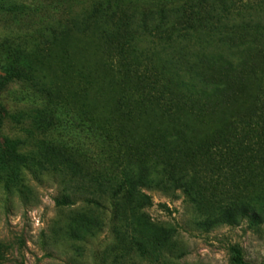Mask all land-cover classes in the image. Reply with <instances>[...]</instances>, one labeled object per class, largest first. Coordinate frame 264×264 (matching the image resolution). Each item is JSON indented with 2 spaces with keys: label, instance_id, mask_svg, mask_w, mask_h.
<instances>
[{
  "label": "rangeland",
  "instance_id": "rangeland-1",
  "mask_svg": "<svg viewBox=\"0 0 264 264\" xmlns=\"http://www.w3.org/2000/svg\"><path fill=\"white\" fill-rule=\"evenodd\" d=\"M263 95L264 0H0V264H264Z\"/></svg>",
  "mask_w": 264,
  "mask_h": 264
},
{
  "label": "trees",
  "instance_id": "trees-1",
  "mask_svg": "<svg viewBox=\"0 0 264 264\" xmlns=\"http://www.w3.org/2000/svg\"><path fill=\"white\" fill-rule=\"evenodd\" d=\"M128 68V69H127ZM127 68H125V70L128 72V73H131L132 72V68H129V67H127ZM158 91V90H157ZM155 93L153 92V95H154ZM151 95V94H150ZM263 97H264V95H263ZM263 97L262 98H260V99H258V101H257V103H256V105L257 106H259V108L256 106V109L258 108V109H260V111H258V112H260V114L261 115H264V100H263ZM264 122V121H263ZM257 124V123H256ZM259 124H260V122H259ZM259 124H258V126H259ZM263 128H264V125H263ZM244 134V141H245V143L247 144V145H249L250 147L251 146H253L254 145V142L252 141L253 140V138H257L258 139V141H259V143L261 142V137H264V133L263 132H260L259 130L257 131L256 130V128L255 129H253V127L251 126V129H250V131L249 132H243ZM257 133H258V136H257ZM259 145V148L260 149H264V142H262V143H260V144H258ZM251 150H252V152L251 153H253L254 154V152L256 151L255 149H253V147H251L250 148ZM251 150H249V148H248V151L250 152ZM259 150V149H258ZM256 153V152H255ZM127 175L125 174V177H126ZM129 181H125V182H123L124 183V185H125V190H126V193H130L131 192V190H135V188H136V183L134 182L135 181V179H128ZM233 251H234V254H235V261H236V264H251V263H249V262H247L246 260H245V258H244V256H243V254H242V251L239 249V248H233Z\"/></svg>",
  "mask_w": 264,
  "mask_h": 264
}]
</instances>
